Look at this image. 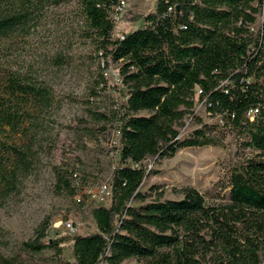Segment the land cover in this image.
I'll return each instance as SVG.
<instances>
[{
	"label": "trees",
	"instance_id": "obj_1",
	"mask_svg": "<svg viewBox=\"0 0 264 264\" xmlns=\"http://www.w3.org/2000/svg\"><path fill=\"white\" fill-rule=\"evenodd\" d=\"M62 1L0 0V206L38 167L48 137L41 117L53 108V89L24 63L23 43ZM120 2L77 0L105 67L119 68L124 111L111 203L93 208L96 232L72 237L75 264H264V0H157L142 27L115 37ZM98 84L109 87L103 74ZM197 88L211 122L195 111ZM91 116L102 131L113 121L101 110ZM188 122L195 125L184 134ZM221 130L256 153L231 168L228 203L208 205L193 186L175 198L156 185L141 190L145 160L220 146ZM75 170L55 166L58 193L81 192ZM51 228L46 216L12 256L0 232V264L62 254L64 239Z\"/></svg>",
	"mask_w": 264,
	"mask_h": 264
},
{
	"label": "rangeland",
	"instance_id": "obj_2",
	"mask_svg": "<svg viewBox=\"0 0 264 264\" xmlns=\"http://www.w3.org/2000/svg\"><path fill=\"white\" fill-rule=\"evenodd\" d=\"M156 1L125 0L117 14L114 36L142 27L145 15L154 9ZM23 45L24 63L52 87L55 101L53 108L41 117L49 131L38 167L0 206V232H4L1 237L8 244L2 251L7 256L21 252L22 243L32 238L41 221L50 216V235L64 239L62 254L47 250L28 255L25 264H75L72 237L96 232L93 208L111 203L109 188L104 185L110 186L114 167L120 163L116 152L117 119L124 111L120 91L124 87L118 66L110 62L106 68L88 37L77 0H64L48 7L41 25ZM56 54L65 61L57 60ZM101 74L107 79V89L98 84ZM92 110L110 115L113 121L105 131L93 120ZM195 111L212 121L200 103ZM188 123L185 133L195 125ZM217 137L220 146L181 149L160 163L151 158L145 160L149 174L141 190L149 191L156 185L165 191L166 197L175 198L180 189L193 186L205 195L208 205L228 203L231 168L256 153L244 148V138L235 139L229 130L218 131ZM55 166L76 169L83 184L79 198L57 192ZM132 204L138 206L140 201L135 199ZM68 222L73 223L74 232L68 229Z\"/></svg>",
	"mask_w": 264,
	"mask_h": 264
},
{
	"label": "built area",
	"instance_id": "obj_3",
	"mask_svg": "<svg viewBox=\"0 0 264 264\" xmlns=\"http://www.w3.org/2000/svg\"><path fill=\"white\" fill-rule=\"evenodd\" d=\"M123 5H125V0H121L120 5L116 8V12H115V14H114V17H115L116 20H117V14H118V12L120 11V9H121V7H122ZM201 92H202V90H201L200 88H197L196 101H197L198 103H200V102H199V95H200ZM200 104L203 105L202 103H200ZM183 133H185V132H183ZM104 188H105V189H108V188H109V193H111L110 186H108V185H104ZM85 190H86V189H85ZM75 197L79 198V197H80V193H78ZM67 227H68V229H69L70 231H72V232L75 231V228H74V226H73V223L68 222V223H67Z\"/></svg>",
	"mask_w": 264,
	"mask_h": 264
}]
</instances>
